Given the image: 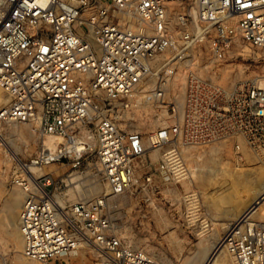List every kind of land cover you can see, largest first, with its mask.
Masks as SVG:
<instances>
[{
    "label": "built area",
    "instance_id": "built-area-1",
    "mask_svg": "<svg viewBox=\"0 0 264 264\" xmlns=\"http://www.w3.org/2000/svg\"><path fill=\"white\" fill-rule=\"evenodd\" d=\"M242 44L264 54V0H0V147L11 124L66 144L95 139L114 196L142 167L171 185L189 182L185 147L225 151L238 170L264 169V76L237 84L223 75ZM136 113L160 114L166 126L131 131ZM66 144L39 152L32 167L72 157L80 168L88 151ZM19 170L15 183L30 192L20 214L27 259L73 264L63 258L83 250L91 264H161L113 233L103 200L58 208L51 176L33 185ZM184 196L187 222L208 230L200 194ZM256 211L227 226L223 249L234 264H264Z\"/></svg>",
    "mask_w": 264,
    "mask_h": 264
},
{
    "label": "rangeland",
    "instance_id": "rangeland-1",
    "mask_svg": "<svg viewBox=\"0 0 264 264\" xmlns=\"http://www.w3.org/2000/svg\"><path fill=\"white\" fill-rule=\"evenodd\" d=\"M237 49L236 57L223 75L237 84L264 76L263 52L244 44ZM0 97H3L1 89ZM152 110L148 108L146 111L151 115ZM150 115H129L128 129L148 134L166 126V119L160 114ZM91 129L93 126L86 131ZM3 137L4 143L0 147V264H39L23 255L20 214L30 192L15 183L21 176V171L17 170L23 164L27 165L24 169L27 181L33 173L36 174L33 176L35 179L53 178L48 190L62 207L81 201L94 204L103 200L113 233L161 264H206L217 244L223 243L228 224L246 212L258 198L256 191L264 186L262 168L238 170L225 151L216 154L213 148L185 147L187 163L192 171L189 182L171 185L155 169L142 167L137 170L138 180L134 186L125 195L114 196L109 193L108 179L99 164L95 139L90 141L80 168L73 167L75 160L71 157L62 163L35 169L31 161L45 150L47 142L54 140L56 148L66 142L53 136L42 137L29 124L6 125ZM190 191L200 194L202 211L210 223L208 230L187 222L184 195ZM255 218L264 221V204L259 206ZM91 257L93 254L81 250L78 256L63 259L73 264H91ZM214 264H234V259L223 249Z\"/></svg>",
    "mask_w": 264,
    "mask_h": 264
},
{
    "label": "bare ground",
    "instance_id": "bare-ground-1",
    "mask_svg": "<svg viewBox=\"0 0 264 264\" xmlns=\"http://www.w3.org/2000/svg\"><path fill=\"white\" fill-rule=\"evenodd\" d=\"M1 100H2V97H0V101ZM53 141L54 140H51L45 144L44 147H45L46 151H54L56 149V146L54 145ZM88 146L84 147L83 144H81L79 142L75 143L73 141H69L68 144H66L67 149H69L71 152H75L77 155H78V153H80L84 149L88 151L89 150L88 148L90 147V146L89 147ZM22 167L26 170L27 165L23 164ZM35 169L33 168L32 170L36 171ZM29 178H30L31 182H33L35 184L36 179L33 176H30ZM74 188H76V186ZM256 192H257L256 196H258V198L253 202V204H251L249 206V208L246 211L253 210V209L258 210L259 206H263V204H264V186L260 187ZM29 196L27 198H29ZM59 201H60V199H59ZM58 203L59 202H57V204ZM61 203H62V201H61ZM58 208H60V203L58 204ZM222 252H223V243L220 242L219 244H217L216 248L214 249L213 256L209 258V260L206 262V264H214L217 256L222 255Z\"/></svg>",
    "mask_w": 264,
    "mask_h": 264
}]
</instances>
